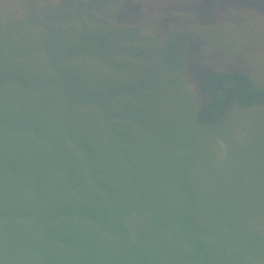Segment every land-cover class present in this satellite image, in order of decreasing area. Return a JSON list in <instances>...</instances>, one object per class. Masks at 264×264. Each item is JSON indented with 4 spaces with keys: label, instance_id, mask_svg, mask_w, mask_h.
I'll return each instance as SVG.
<instances>
[{
    "label": "rangeland",
    "instance_id": "374dc122",
    "mask_svg": "<svg viewBox=\"0 0 264 264\" xmlns=\"http://www.w3.org/2000/svg\"><path fill=\"white\" fill-rule=\"evenodd\" d=\"M34 1L0 0L23 15ZM213 1L116 6L114 25L155 37L148 55L120 39L94 52L100 29L86 16L60 26L49 13L50 29L3 30L0 109L17 114L8 120L19 131L0 121V264H183L185 256L206 264L190 245L192 217L228 233L242 218L264 222V105L235 106L213 127L193 118L205 99L196 67L264 83V0ZM101 31L99 43L113 40L111 28ZM177 49V62L168 60ZM142 227L150 229L141 235ZM231 254L212 248L209 261L257 259Z\"/></svg>",
    "mask_w": 264,
    "mask_h": 264
},
{
    "label": "trees",
    "instance_id": "16d2710c",
    "mask_svg": "<svg viewBox=\"0 0 264 264\" xmlns=\"http://www.w3.org/2000/svg\"><path fill=\"white\" fill-rule=\"evenodd\" d=\"M217 1L218 0H214L213 3L217 5ZM121 3L124 4V0H60L59 5L53 8L51 4L48 3V1L35 0L31 6L35 7L36 9L34 11H28L23 15L13 12L11 8L8 9L9 12H7L5 8L1 6L0 2V39L3 36V30H11L16 32V35H22V33H25L27 30H30L34 27H41V25H45L50 29L51 26L47 24L48 20H50L48 15L49 13H53L54 15L58 13L59 16L57 18V22L60 26L64 25V23L73 21H77V23L80 21L79 23H81L82 16H86L94 25V30L96 28L100 29L97 31L98 33L95 36V42L92 45L94 52L101 53L109 42H116L118 39H120L122 41L121 44L124 45V48H129L132 50L134 47H138L145 52L144 55H148L153 49L152 42H156L155 37L147 34V36L144 38V36L140 33L139 26L137 25H130L128 23L124 24L120 22L117 25H114L115 18L119 14L117 16H113L111 13L117 12L115 10L116 6H119L120 10L119 4ZM83 4H87L85 5L87 7H85ZM6 12L8 14H6ZM109 15H111V17H109ZM120 18H122V15ZM109 28H111V31L109 32L108 37L112 38L113 40L107 41L106 43H99L98 38L101 36V30H109ZM174 36L175 35H173V33H170L167 40L165 38L166 42L173 44V41L175 40ZM73 42H77L75 43L77 49H83L82 45L84 43L78 42V40H73ZM160 42H163V40ZM27 48V55L29 54L33 56L30 48L28 46ZM176 51V54L172 55V57L168 60L177 62V59L182 55V53L178 49ZM196 70L201 78L199 90L205 99L202 104H198V106H196V111L194 109L195 114L193 115V118L201 125L209 127L216 126L218 123L224 121L228 117L232 108L235 106L247 109L254 106L264 105V83L259 82L249 72L237 69H222L212 66H200L196 67ZM78 77L79 75L75 78L76 81ZM1 78L8 79L11 78V76L7 73ZM17 78L21 83H28L32 85V78L30 76L27 77L25 73H19ZM72 81H74L73 78ZM162 85L164 84L162 83ZM165 88L168 89V86ZM8 117L14 119L18 118L17 114L6 111L5 109H0V121L11 125ZM11 129H13V132H18L19 125H16V122L14 121V124L11 125ZM3 132L4 131L0 130V133ZM211 162L215 163L212 161V159ZM201 195L206 197V194ZM202 196H199V198H202ZM209 204H211V202H209ZM197 206L199 207V215L206 213L205 205L202 207V205L200 206L199 202H196L193 207L194 210L197 208ZM199 215H195L196 220L197 218H200ZM255 218L256 216L254 215L251 218L249 216L247 220L242 218L240 222L235 224H241V228L233 229L231 233H228L222 231L221 228L224 226H221L220 228L218 224L216 231H214L211 227L203 228V226L200 225V220H197L198 224H195L192 217V222L189 220L187 223L190 233L194 235L190 238V245L191 247L200 246L198 255L204 256L206 264H211L209 261L211 260V258H209V251L212 248H222L229 254H231V252H238L243 255V257H246L247 255L256 256V262L251 263L264 264V222L262 224H258L255 222ZM210 219L211 218H209V220ZM0 222L2 221L0 220ZM207 223L210 225L213 224L212 222L208 221ZM220 223L225 222L220 221ZM33 224L34 222H28V225L33 226ZM149 229L150 227H148V229L142 227V230L140 231L141 235ZM233 237L239 239L241 244L234 241ZM39 238H41V234ZM153 240L155 239L152 238L150 241ZM185 258L186 260L184 261L190 264V258H188V256H185ZM181 260L183 264H186L182 258ZM195 260L204 262V260L200 257ZM195 260H191V263ZM222 262L224 263L218 264H248L244 261L242 263H240V261L238 263H232L229 261ZM251 263L249 262V264Z\"/></svg>",
    "mask_w": 264,
    "mask_h": 264
}]
</instances>
